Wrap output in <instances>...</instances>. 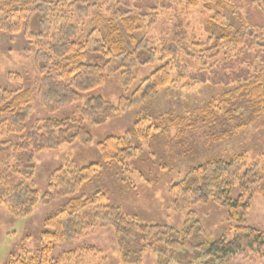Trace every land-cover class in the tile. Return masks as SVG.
<instances>
[{
    "label": "trees",
    "instance_id": "obj_1",
    "mask_svg": "<svg viewBox=\"0 0 264 264\" xmlns=\"http://www.w3.org/2000/svg\"><path fill=\"white\" fill-rule=\"evenodd\" d=\"M240 1L114 0L113 4H108L109 10L105 14L100 11L93 14L90 20L93 27L88 31L86 27L91 23L81 26L76 18L87 16L88 8L97 2L84 5L68 0H0V32L22 31L34 46L40 74L37 93L49 113L81 101L84 93L102 84L104 72L123 66L120 78L126 86L134 79L130 60L148 63L158 57L156 68L129 94L122 95L116 105L99 95L90 96L69 116L36 120L20 142L13 145L12 153L0 159V206L10 215L27 217L38 202L49 203L57 197L66 201L45 217L37 252L22 249L10 254L6 264L68 262L76 257L80 248L50 257L54 245L81 236L97 222L112 228L122 258L129 262L138 260L145 249H153L160 255L167 251L171 259L187 260L188 263L190 256L204 261L210 257L225 259L245 248H264V232L245 222L249 209L246 193L264 194V151L248 163L240 153L208 158L171 185L172 203L176 209H189L209 200L226 202L229 220L234 222L230 237L225 232L211 242L194 240L196 232L202 230L193 219V212H189V217L177 230L169 225L140 222L119 206L108 203L107 196L101 191L90 196L78 194L76 187L100 170V165L95 162L78 167L67 160L49 175L42 194L32 187L33 184L26 183L34 175V154L75 141L86 144L92 140L89 130L82 124L83 118L100 123L126 107L155 96L170 84L178 85L186 77L193 80L191 85L205 82L208 73L216 74L213 68L223 63L216 59L218 56L230 60L229 65H223L227 70H221L222 76L231 74L225 84L227 90L210 103L188 107L187 115L181 121L199 115L205 122L212 118L207 124H215L219 122L215 110L220 109L224 110L222 120H227L232 130H238L245 121L264 117V11L262 21L253 24L249 14L243 19L239 15V10L244 8L240 7ZM198 7L214 10L211 19L221 26L219 35L202 39L189 29L187 15ZM159 15L169 26L165 24L161 32L150 30L158 22ZM231 15L238 18L233 19ZM81 30L88 32L84 34ZM95 32L98 36L93 35ZM93 43L106 57L102 65L86 61L87 49ZM8 78L20 80L18 74L10 73ZM32 99L33 92L29 88L18 86L7 90L0 86V128L7 133L22 132L31 113ZM239 108L242 111L239 112ZM167 115L171 116L167 117V122L163 115L159 117L163 119L160 128L164 131L181 125L182 122H177L181 115ZM138 125L140 137L148 136L155 127L148 119L138 120ZM227 132L215 131L222 135ZM124 139L108 136L98 142L99 157L104 162L110 157L129 159L133 152L128 154L121 148ZM113 152L117 154L113 156ZM18 175L21 178L14 183L12 180ZM233 189H236V195L232 194ZM86 247L99 252L93 246Z\"/></svg>",
    "mask_w": 264,
    "mask_h": 264
},
{
    "label": "rangeland",
    "instance_id": "obj_2",
    "mask_svg": "<svg viewBox=\"0 0 264 264\" xmlns=\"http://www.w3.org/2000/svg\"><path fill=\"white\" fill-rule=\"evenodd\" d=\"M68 1L74 4L81 2L84 5L97 2L96 5L88 8L87 16L76 18L81 26L82 23L88 24L96 11L105 14L109 10L108 4L114 2V0ZM240 2V7H244L239 10L242 19L244 15L249 14L253 24L262 21L264 0ZM213 14L214 10L194 8L188 13L186 24L189 23V29L202 39L210 35L217 36L222 30L221 26L211 19ZM231 17L238 18L233 15ZM165 24L167 23L164 18L159 15L158 22L150 30L161 32ZM92 25L91 23L86 27L88 31L92 29ZM88 31L81 30L84 34ZM93 35L98 36V32ZM225 57L216 58L223 63L213 68L217 71L216 74L208 73L205 82L191 85L193 80L186 77L183 81H179L178 85L170 84L155 96L126 107L100 123H93L90 119L83 118L82 124L89 130L92 140L86 144L75 141L34 154V175L32 180H26V183L33 184L32 187L42 194L46 190L49 175L67 160L73 161L78 167L95 162L100 165V170L90 176L88 181L76 187L78 194L90 196L96 191H101L107 196L108 203L119 206L122 211L137 217L140 222L169 225L177 230L189 217V212H193V219L198 221L202 230L201 233L196 232L194 236L197 242H211L225 232L229 235L234 222L229 220L226 202L209 200L206 204L189 206V209H176L170 191L172 184L182 180L197 164L208 158L229 157L240 153L244 156L243 160L248 163L258 153L264 151V117L247 120L238 130H232L230 123L222 120L224 117L221 115H224V110L220 109L215 110L219 114V122L215 124H207L212 118H207L205 122L199 115L193 116L189 121H183L184 123L181 121L186 117L188 107L210 103L227 90L228 86L225 84L231 74L227 73L223 76L221 74L222 71L227 70L223 65L230 64V60L224 59ZM157 58L148 63H142L137 59L130 60L134 79L126 86L122 85L120 78L123 66L104 72L102 84L84 93L81 101L49 113L42 106L37 93L40 74L33 44L26 40L22 31L0 32V86L7 90L21 86L33 92L31 113L24 122V130L20 133H7L5 129L0 128V159L5 158L9 152L12 153L13 145L20 142L21 137L29 131L36 120L69 116L85 98L90 96L99 95L116 105L122 95L129 94L149 72L156 68ZM105 59V55L95 49L94 43L89 46L86 55L88 63L102 65ZM10 73L18 74L20 80L9 79ZM220 80L223 82L216 83ZM240 111L242 110L239 108ZM168 113L181 115L178 118L180 121L177 122L182 123L177 128H169L166 132L160 128L163 119L159 117L163 115L167 122V117L171 118ZM140 119H148L155 125L148 136L145 134L140 137L138 130ZM165 122L164 125L167 124ZM222 130L228 132L225 135L215 133ZM108 136L125 138L121 148L127 153L133 152L129 159L110 157L108 162H104L99 157L97 143ZM115 154L117 153H112L113 156ZM242 168L244 169L243 166ZM20 178L18 175L12 181L15 183ZM233 190L232 194L236 195V189ZM246 196L249 200V209L245 222L264 232V194L249 191ZM64 202H66L65 198L58 197L49 203L38 202L27 217H14L0 206V264H6L10 254L20 252L22 249L36 253L41 244L40 233L45 217L61 207ZM86 246H93L99 252L95 249L89 250ZM75 248H80L77 249L76 257L63 264H264V248L257 247L239 250L225 259L210 257L204 261L190 256L188 263L187 260L171 259L172 256H169L167 251L160 255L153 249H145L138 260L129 262L122 258L121 247L115 240L112 228L102 222L95 223L89 231L75 239L56 243L50 257H56L62 251Z\"/></svg>",
    "mask_w": 264,
    "mask_h": 264
}]
</instances>
